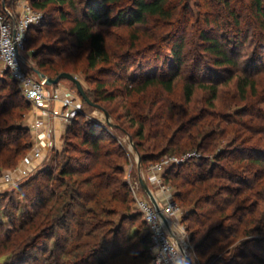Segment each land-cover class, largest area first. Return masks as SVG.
<instances>
[{"label": "trees", "instance_id": "trees-1", "mask_svg": "<svg viewBox=\"0 0 264 264\" xmlns=\"http://www.w3.org/2000/svg\"><path fill=\"white\" fill-rule=\"evenodd\" d=\"M219 1L224 7L230 8L227 16L230 15L237 35L242 30L243 18L237 11L238 2L248 4L252 9L254 26L264 32V0ZM16 2L14 0L13 4V1L5 0V6L13 11ZM167 2L168 0H87L85 7L81 8L80 0H32L33 8L46 12V15L43 23L30 30L38 29L44 24L48 26L45 30H37L38 38L43 39L44 46L33 54L36 60L39 59L37 68L41 73L49 78H56L62 71L51 55L57 49L51 47L50 43L55 34L62 32V29H56V25L65 22L70 23L66 31L75 45L86 48L81 71L87 73L104 65L106 68L99 69L98 73L109 75L113 70L124 72L125 75L119 79L123 89L117 88L109 92L106 89L107 83L98 81L95 98L105 102H111L119 96L127 99L126 110L119 118L127 119L131 128L136 126L132 136L144 162H156L165 155L182 156L193 150L214 154L218 145H214L213 141L219 137L215 134L205 136L204 132L213 123L207 117H196L189 103L195 88L199 87L209 90V106H214L212 100L216 98L218 83L209 81L208 85H204V74L216 73L215 70L221 67L239 71L238 61L230 55L227 45L207 30L200 32L201 51L196 55L188 53L186 46L190 40L185 38V32L191 26L190 21H185L188 18L183 20L185 27H182L181 32L174 33V43L170 47L165 49L167 38L155 33L150 37V49L146 52L143 49L144 52H141L138 45L140 40L136 35L138 27L135 26L146 25L149 20H159L162 22V32L163 26L176 16V12L168 8ZM57 3L68 5L77 13V17L70 20L71 13L60 11L56 19L49 17L47 21V11H52V6ZM1 8L4 11L2 4ZM117 8V15L110 17ZM217 25L220 26V22ZM103 26H126L134 30L125 49L139 50L135 56L142 62L136 69V77H128L131 66L127 62L112 65L106 34L101 30ZM55 53L57 57L63 51ZM44 55L51 57L40 59ZM203 62L213 64L218 69L208 67L202 72ZM160 65L165 66V69H159ZM154 66L157 70L147 73ZM190 69H193V76L185 78L184 102L181 103L172 97L174 84L177 79L183 78L185 70L188 72ZM238 86L243 94L249 86L254 89V82L241 77ZM30 109L31 104L11 75L4 73L0 76V177L6 171L16 169L32 150V131L26 123ZM79 123L77 121L76 126L68 132L73 135L75 143L63 152L57 151L58 173L54 175L41 172L19 184L17 191L29 207L23 210L10 203L3 210L0 208V258L6 259L3 264H151L149 233L142 237H137V234L125 235L123 222L126 219L120 225H115V218L120 213L131 216L133 209V193L123 178L125 166L129 165L126 151L115 137L110 135L111 137L106 138L104 134L107 132H103V135L98 132L97 125L84 123L80 126ZM229 132L238 135L239 130L231 127ZM206 140H209L208 143ZM262 150L264 149L257 145H247L245 149L236 147L217 154L216 159L221 164L216 166H204L189 160L182 165L167 168L165 182L174 190L178 204L187 210L183 216V224L187 233L191 234L192 241L196 243L208 231L213 233L207 241L196 246L202 262L241 264V260L250 258V262L254 260L255 264H264V257L257 258L255 253L248 254L243 250L248 244L258 247L264 254V241L261 239L247 242L242 240L245 236L264 230L260 225L251 227L259 221L254 216L256 209L253 208L247 215L239 218L238 226L235 225L233 216L230 215L235 211L232 208L234 201L229 200L225 184L230 181L254 187L259 178L263 179ZM2 201L0 195V204ZM139 215L141 216L140 213ZM134 217L133 215L132 218ZM144 224L146 226L145 222ZM216 234H220L222 238L216 239ZM53 236V250H50Z\"/></svg>", "mask_w": 264, "mask_h": 264}, {"label": "rangeland", "instance_id": "rangeland-1", "mask_svg": "<svg viewBox=\"0 0 264 264\" xmlns=\"http://www.w3.org/2000/svg\"><path fill=\"white\" fill-rule=\"evenodd\" d=\"M11 1H13L14 4V0ZM85 1L80 0V2L82 3L80 4L81 8L85 7ZM167 3L168 8L176 12V16H174V18L170 20L168 24L163 26L164 28L162 32L160 31V24L162 22L159 20H149L146 25L135 26L138 27V32L136 30V35L138 40H140V43H138V45L140 46L139 48L142 49L141 52H144L143 49H145V52L150 49V37L154 36L155 33H160L161 36L164 35V39L167 38L166 41L168 42L167 44H165L166 46H164L165 49L166 47H170L174 43V40H172L174 39V33L181 32L182 27H185L183 20L185 18H188L185 19V21H190L191 26H188L189 30L185 32V38L190 40L188 41V44L186 46L187 51H189L188 53H190V55H196L201 51L200 44L202 43V39H200V32L207 30L211 33L212 36H216L221 40L223 44L227 45L226 49L230 52V55L238 61V72L236 69L232 68L225 69L221 67V69H218L215 68V65L213 64L207 65L205 64V62H203L202 72H205L204 70H207L208 67H211L212 69H218L215 70L216 73L211 74L209 72L208 74H204L203 78L204 80H206L203 82L204 85H208L210 83L209 81L218 83L216 98L212 100L214 106H209V101L211 99V93L209 92V90H205L199 87L195 88L194 95L192 96L189 103L190 108L193 110L196 117H207L209 122L211 121L213 123L210 126L206 127L204 132L205 136L215 134L219 137L217 140H215L217 141V143L213 141L214 145H218L214 154H209L208 152H204L203 150H193L187 152L182 156L165 155L162 159L156 162H144L141 157L140 163L138 157L139 152L137 151L135 145V139L132 136V134L136 130V126L131 128L130 123L127 121V119L119 118V116L123 115L124 111L126 110L125 102L127 99H125L123 96H119L111 102H105L101 100L97 101V99L95 98V89L98 81H104L105 83H107L106 89L109 92L114 91L117 88L123 89V84H121L119 79L120 76L125 75L124 72H122L121 70H113V73L109 75L98 73L97 71L99 69L106 68V66L104 65H99L98 70H89L87 73L81 71L80 67L82 66V63H84L83 57L86 54V48H80L75 45V41L68 35V32L66 31V29L70 27V23L65 22L64 24L56 25V29H62V32L55 34L54 40L50 43L51 47L57 49V51H52L51 55L54 56L53 58H55L56 65H58V67H61L60 69H62L60 74L70 73L77 77L78 80L81 81L90 99L101 105L110 114L111 122L114 125H118L119 128L117 129L109 126L106 120L105 113L89 105L79 95L74 83L67 79L61 80L60 83L56 85L57 88H61L67 93H76L78 95L81 108L80 118L73 120V122L69 126H65V128L62 129L63 133L61 137L55 139L56 144L54 150L52 152H49L44 160L36 162V164L31 167L32 172L26 179H24L23 181H19V177L15 176L14 179L15 181H17V183L9 186L4 185L0 182V195H2L3 200L0 204V208L2 210L5 207L10 206V203H14L16 207H21L23 210L26 209L27 207H29V205L23 199L21 193L17 191L19 184L41 172L45 174L54 173V175L58 173V171L56 170L57 151L63 152L65 151V149H69L72 143H75L73 135L69 134L68 132L69 129H73L76 126L77 121L80 122V126H83L84 123L97 125L98 127H96V129L98 130V132H101L102 135L103 132H107L104 134L106 138L111 136L115 137L118 140L119 144L126 151L129 157V165L125 166L126 172L123 178L125 182H127L130 186V189L133 193L134 202L136 196L146 195L141 187L140 178H143L146 181V170L150 164L164 162L171 156L181 158L187 154H193L196 155V157H193L190 160L196 161L197 163H202L204 166H216L219 163L221 164V162L216 159V155L222 153L225 150L236 147L245 149L247 145H250V147H254L255 145H257L261 149H264V32H260V30H258V28L254 26V18L251 14L252 9L248 7V4H245L244 2H238L237 11L239 14L243 15V18L241 27L242 30L239 32L240 34L237 35L238 32L236 33V30L233 27V22L230 18V15L227 16L230 8L228 9L224 7L222 5L223 3L221 4L219 0H168ZM60 11L71 13V16H69L70 20H73V18L77 17V13L68 5L63 6L57 3L52 6V11H47V21H49L50 18L56 19ZM118 11V8L115 9L110 17H115ZM186 13H190L191 15H187ZM44 14L46 15V12ZM219 22L220 26L217 25ZM47 27V24H44V26H40L38 27V29L35 28L36 30L33 29L28 32L25 55L26 57L31 58V66H38L37 63L39 59L36 60L33 57V54L34 52H38L44 46L42 42L43 39L38 38L39 35L37 30H45L47 29ZM101 30L106 34L107 50L111 55L112 65H121L122 63L127 62V65L131 66L127 73L128 77H136V69L142 62V60L138 58V56H135L137 54V51L139 50L134 49L129 51L128 49H125V44H128V42L131 40V36L134 30L129 29L126 26H103L101 27ZM58 51H63V54L56 57L55 52ZM151 53L154 55L153 52ZM44 57L51 56L44 55L41 56L40 59ZM161 68L165 69V66L160 65L159 69ZM149 69L153 70H149L147 73H152L157 70V67L154 66V68L152 67ZM2 70V64L0 63V76L4 74ZM192 70L193 69H190V71L188 72L185 70L182 74L183 78H179L175 81L174 93L172 97L176 98L178 102H184V85L186 84L185 78L193 76L191 72ZM241 77H247L249 80L254 82V89L249 86L245 89V92L243 93L244 95L242 94V92L240 91L241 89H239L238 86ZM189 79L188 81H190ZM53 88V86H47L48 92L52 93ZM32 111L33 107L31 105L29 113H31ZM233 121L235 123H233ZM231 127H235V130H239L238 135H234L229 132L231 130ZM31 135L35 146L32 147V150H30L27 157H31L34 150H36L35 148L38 147V143L37 141H35L37 137L36 134ZM128 141H133V149L130 148V144L128 143ZM208 141L206 140V143H208ZM262 152H264V150H262ZM73 155L77 156L78 154L73 153ZM139 155L141 156L140 153ZM262 156H264V153ZM187 162H189V160H187L185 163ZM258 180L255 182L254 187L246 186L245 184H237L236 182H225L228 187L227 193H229V200L234 201L232 208L234 207L235 211H233V213H231L230 215L233 216V220L236 223L235 225L237 226L239 218L241 219L243 215H247L249 211L255 208L256 212L254 216L257 221H259L258 223H253L251 227L254 228L257 225H260L261 228H264V178H259ZM138 183L140 184V189L136 190L135 196L133 192V186L138 185ZM167 187L170 186L167 184ZM150 188L152 189V187ZM152 190L153 192L157 191L155 189ZM171 191L174 194V190L172 188ZM5 196H7L6 201ZM134 202L132 204V215L128 216V214L120 213L115 218V225H120L121 221L123 219H126L123 222L124 234L127 236L137 234V237H142L143 235L148 234V229L144 224L143 218L141 217L142 215L140 216L138 210L136 209V202ZM182 208L184 209L185 214L187 210L184 206H182ZM133 215L135 216L134 218H132ZM228 225H230V223H228ZM208 232L209 233L207 235H205L201 239L196 240V243L192 241L191 234L188 233V243L190 245L188 252L192 264H206L199 258V255L196 252V246L204 241H207L208 238L211 237L213 233L211 234V231ZM215 238L221 239L222 236L220 234H216ZM257 239H261V241H264V230H261L260 232L257 231L255 234H251L249 236H245L242 240L243 242H247L250 240L257 241ZM53 242L54 236L51 237L50 250H53ZM243 250H246L248 254L255 253L257 255V258L264 257V254L256 246H248V244H246ZM208 255L211 254L208 253ZM217 255L221 256L222 254ZM5 261V258H0V264H3ZM255 261H257V259ZM239 263L255 264L254 260L253 262H250V258L241 260ZM27 264H36V262H28Z\"/></svg>", "mask_w": 264, "mask_h": 264}, {"label": "built area", "instance_id": "built-area-1", "mask_svg": "<svg viewBox=\"0 0 264 264\" xmlns=\"http://www.w3.org/2000/svg\"><path fill=\"white\" fill-rule=\"evenodd\" d=\"M1 4L3 0H0V63L3 73H9L18 84L34 113L42 119L58 121L64 128L69 126L81 114L78 95L67 93L56 86L49 93L45 81L31 70V58L25 55L28 32L31 27L43 23L44 12L34 9L32 0H18L13 11H9L6 6H3V11ZM29 127L32 131L45 128L41 121ZM55 139L54 129L51 125L46 126L45 137L38 142L33 155L26 157L16 169L6 172L0 182L9 186L17 183L15 176L19 177V181L26 179L32 172L31 167L54 150ZM129 143L133 149L132 143ZM193 157L196 155L187 154L181 158L171 156L164 162L147 167L145 179L149 188L157 190L153 192L150 188L157 207L146 195L136 196V190L140 189L139 183L133 186L136 209L142 215L151 239V264H190L187 260L190 247L188 233L183 224L184 210L176 201L171 188L167 187L165 174L167 168L182 165Z\"/></svg>", "mask_w": 264, "mask_h": 264}, {"label": "water", "instance_id": "water-1", "mask_svg": "<svg viewBox=\"0 0 264 264\" xmlns=\"http://www.w3.org/2000/svg\"><path fill=\"white\" fill-rule=\"evenodd\" d=\"M3 6H5V0H3ZM31 70L39 77V79L45 81L47 86H56L60 83L61 80L63 79H67L70 80L72 83H74V85L77 88V91L79 93V95L91 106L103 111L105 113L106 116V120L107 123L109 124V126L114 127V128H119L118 125H114L111 122V116L110 114L99 104L94 103L90 97L87 95L81 81L78 80L77 77H75L74 75L70 74V73H62L60 74L58 77H56L55 79L53 78H49L46 75H44L43 73L40 72V70L35 67V66H31ZM132 145L134 144L133 141H131ZM134 146V145H133ZM135 150V147H134ZM138 157H139V162L141 163V156L138 153ZM141 166V164H140ZM140 184L142 189L144 190V192L146 193V195L149 197V199L152 201V203L155 205V207H157V203L155 200V197L152 193V191L150 190L148 184L146 183V181L143 178H140ZM187 260L190 264H192L190 257H187Z\"/></svg>", "mask_w": 264, "mask_h": 264}, {"label": "crops", "instance_id": "crops-1", "mask_svg": "<svg viewBox=\"0 0 264 264\" xmlns=\"http://www.w3.org/2000/svg\"><path fill=\"white\" fill-rule=\"evenodd\" d=\"M63 88H66V87H63ZM40 121L44 124L45 128L43 127L42 129H40L38 131H33V133H32V134H36L37 137H36L35 141H37V143L40 140L43 141V139L45 137L46 126H49V125H51V127L54 129L55 138L57 139L58 137L59 138L61 137V135L63 133L62 129L64 127H63V125L60 122L55 121V120H51V119L50 120L49 119H44V118L42 119V117H40L39 115L34 113V110L31 113H29V115L26 118V123L29 124V125H33L34 123L40 122ZM40 143L42 144L43 142H40Z\"/></svg>", "mask_w": 264, "mask_h": 264}, {"label": "bare ground", "instance_id": "bare-ground-1", "mask_svg": "<svg viewBox=\"0 0 264 264\" xmlns=\"http://www.w3.org/2000/svg\"><path fill=\"white\" fill-rule=\"evenodd\" d=\"M128 143H129V141H128ZM130 144V143H129Z\"/></svg>", "mask_w": 264, "mask_h": 264}]
</instances>
